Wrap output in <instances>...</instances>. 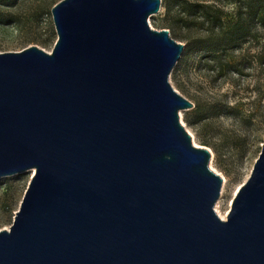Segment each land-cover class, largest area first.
<instances>
[{
    "label": "water",
    "instance_id": "1",
    "mask_svg": "<svg viewBox=\"0 0 264 264\" xmlns=\"http://www.w3.org/2000/svg\"><path fill=\"white\" fill-rule=\"evenodd\" d=\"M162 0H63L52 53L0 54V179L35 170L0 264H264V144L227 220L180 120Z\"/></svg>",
    "mask_w": 264,
    "mask_h": 264
},
{
    "label": "rangeland",
    "instance_id": "2",
    "mask_svg": "<svg viewBox=\"0 0 264 264\" xmlns=\"http://www.w3.org/2000/svg\"><path fill=\"white\" fill-rule=\"evenodd\" d=\"M62 1L18 0L14 7L2 9L8 20L0 23V54L18 53L32 46L52 53L58 39L52 9ZM196 1L208 6L211 15L216 13L215 8L222 9L221 17L226 23L236 19L238 7L228 4L227 0ZM170 19L167 8L162 7L148 23L155 30L171 31ZM210 26L206 24L204 28ZM198 28L199 25L190 32L192 37L205 34V31L198 33ZM170 34L178 43L187 45L183 38L188 35L185 28ZM234 54L233 63L244 58L240 67L242 74L220 76L210 70L212 63L205 54L195 51L182 54L170 78L179 94L205 110L207 120L197 126H190L185 120L192 110L182 111L180 120L193 142L211 152L209 167L223 179L215 210L218 208L227 217L237 192L250 178L264 144V28L253 26L251 38ZM35 172L0 179V231H9L13 225Z\"/></svg>",
    "mask_w": 264,
    "mask_h": 264
},
{
    "label": "trees",
    "instance_id": "3",
    "mask_svg": "<svg viewBox=\"0 0 264 264\" xmlns=\"http://www.w3.org/2000/svg\"><path fill=\"white\" fill-rule=\"evenodd\" d=\"M17 1L0 0V23L8 20V15L2 9L14 7ZM227 3L238 7L234 22L223 21V10L220 8H215L216 13L211 15L210 8L196 0H163L161 6L166 7L170 15V33L179 28L187 30L188 35L183 37L187 41L185 54L195 51L205 54L212 63L210 70L216 71L220 76L243 73L240 67L244 58L233 63L231 58L235 56L234 51L251 38L253 26L264 28V0H227ZM206 24L211 25L210 28L205 29ZM197 25L198 33L205 31V34L192 37L190 32ZM185 120L190 126H197L207 120L205 110L197 104Z\"/></svg>",
    "mask_w": 264,
    "mask_h": 264
},
{
    "label": "bare ground",
    "instance_id": "4",
    "mask_svg": "<svg viewBox=\"0 0 264 264\" xmlns=\"http://www.w3.org/2000/svg\"><path fill=\"white\" fill-rule=\"evenodd\" d=\"M194 139H195V138H194ZM194 145H195L196 147L199 146V145L196 144V142H194ZM216 211H217V213H218V216H220L222 220H225V221H226V219H227L226 217H227V216L222 215V214L220 213V211H219L218 208H216Z\"/></svg>",
    "mask_w": 264,
    "mask_h": 264
}]
</instances>
